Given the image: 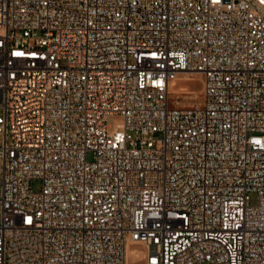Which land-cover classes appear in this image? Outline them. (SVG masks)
Here are the masks:
<instances>
[{"label": "built area", "instance_id": "1", "mask_svg": "<svg viewBox=\"0 0 264 264\" xmlns=\"http://www.w3.org/2000/svg\"><path fill=\"white\" fill-rule=\"evenodd\" d=\"M185 74L203 102L172 108ZM130 243L264 264V0H0V264Z\"/></svg>", "mask_w": 264, "mask_h": 264}, {"label": "rangeland", "instance_id": "2", "mask_svg": "<svg viewBox=\"0 0 264 264\" xmlns=\"http://www.w3.org/2000/svg\"><path fill=\"white\" fill-rule=\"evenodd\" d=\"M192 78H183L176 82L173 87V94L171 98V107L190 108L192 106H199L203 102L202 90L203 81L201 76L192 75ZM192 93V94H190ZM179 103L176 106L174 103ZM124 120L122 116H111L108 120V126L110 127V134H114L118 126L123 124ZM91 159V158H90ZM33 190L39 192L40 183H33ZM256 203V198H252V204ZM147 256V251L144 245L137 243H130L128 246V263L129 264H144Z\"/></svg>", "mask_w": 264, "mask_h": 264}, {"label": "bare ground", "instance_id": "3", "mask_svg": "<svg viewBox=\"0 0 264 264\" xmlns=\"http://www.w3.org/2000/svg\"><path fill=\"white\" fill-rule=\"evenodd\" d=\"M189 77H190V76H189L188 74H185L184 76L180 77L177 81L173 82L172 87H171V90H170V98H172L174 84H175L176 82L180 81V79H183V78H189ZM190 78H192V77H190ZM202 93H203V90H202ZM190 94H192V93H190ZM174 104H175L176 106H179V105H178L179 103H176V102H175Z\"/></svg>", "mask_w": 264, "mask_h": 264}]
</instances>
